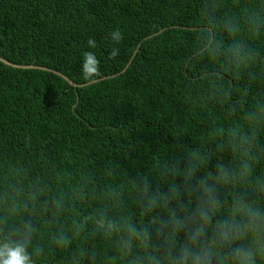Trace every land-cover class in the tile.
Returning <instances> with one entry per match:
<instances>
[{
    "label": "trees",
    "instance_id": "16d2710c",
    "mask_svg": "<svg viewBox=\"0 0 264 264\" xmlns=\"http://www.w3.org/2000/svg\"><path fill=\"white\" fill-rule=\"evenodd\" d=\"M229 20L239 25L235 35L224 28ZM117 28L124 39L113 59L109 37ZM201 32L224 49L243 42L256 58L239 75L223 54L194 61ZM90 37L96 48L88 47ZM85 51L100 60L101 76L91 83L81 72ZM0 57L87 84L73 88L52 73L0 62V218L8 217L0 231L7 236L31 220L35 264H127L115 236L93 235L91 221L77 235L73 223L95 215L109 188L123 192L110 216L146 222L135 178L160 183V164L194 148L211 153L201 174L217 160L237 163L222 145L233 127L251 132L246 115L264 100V0H0ZM215 128L225 136L210 138ZM255 154L254 177L264 176V126ZM60 196L66 203L57 218ZM5 198L20 203L17 215H8ZM60 230L71 239L64 248L53 243Z\"/></svg>",
    "mask_w": 264,
    "mask_h": 264
},
{
    "label": "clouds",
    "instance_id": "9594fccd",
    "mask_svg": "<svg viewBox=\"0 0 264 264\" xmlns=\"http://www.w3.org/2000/svg\"><path fill=\"white\" fill-rule=\"evenodd\" d=\"M207 12V6L205 7ZM255 31L258 27L253 25ZM225 30L235 35L239 25L226 21ZM113 43L110 57L120 55L119 45L124 37L119 28L110 31ZM89 48H96L93 38L87 41ZM223 54L226 66L236 70L252 63L256 54L243 42L233 41L227 49L204 32L197 35V46L190 59L199 60L206 55ZM83 78L89 83L101 76L100 60L92 51H85L81 64ZM226 95V93H225ZM251 132L233 127L227 132V142L222 149L230 150L237 163L225 164L217 160L213 171L201 174V169L211 160V153L199 147L180 158L170 157L158 169L160 183L138 175L134 180L133 192L136 204L146 222L136 224L127 217L109 215V208L123 205V192L109 188L103 198L105 205L95 215L84 217L73 223L77 235L91 221L93 235L102 233L107 238L116 237L115 247L126 258L127 264H256L264 257V206L258 203L264 197V176L254 177L257 129L264 126V100L257 101L247 113ZM225 136L222 128H215L209 137ZM248 189V190H245ZM231 190L230 195L226 192ZM88 193L80 192L81 199ZM32 193L30 200L36 199ZM63 196L53 201V215L57 218L65 209ZM8 215H17L20 203L7 198ZM28 210V203L23 204ZM8 217L0 218V229ZM36 232L31 220L3 235L0 231V264H35L29 251ZM57 247H67L71 239L60 230L53 237ZM135 248L142 251L135 252ZM39 254V251L36 253Z\"/></svg>",
    "mask_w": 264,
    "mask_h": 264
},
{
    "label": "water",
    "instance_id": "95a60500",
    "mask_svg": "<svg viewBox=\"0 0 264 264\" xmlns=\"http://www.w3.org/2000/svg\"><path fill=\"white\" fill-rule=\"evenodd\" d=\"M164 30L160 31L158 34L162 33ZM157 34V35H158ZM136 55V53L134 54ZM0 62L7 65V66H10V67H13V68H17V69H27V70H41V71H45V72H49V73H52L62 79H64L65 81H67L69 83V85L73 88H81V87H84V86H87V84H84V85H78L76 83H74L72 80H70L68 77H66L64 74L60 73V72H57V71H54V70H50V69H47V68H44V67H37V66H19V65H15V64H12L11 62L7 61L6 59L0 57Z\"/></svg>",
    "mask_w": 264,
    "mask_h": 264
}]
</instances>
